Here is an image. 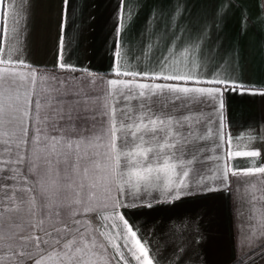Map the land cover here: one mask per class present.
<instances>
[{"label":"snow or ice","instance_id":"obj_1","mask_svg":"<svg viewBox=\"0 0 264 264\" xmlns=\"http://www.w3.org/2000/svg\"><path fill=\"white\" fill-rule=\"evenodd\" d=\"M63 4L62 32L68 0ZM259 6L264 13V0ZM31 7V0L19 6ZM19 8L16 0H0V264H154L123 209L151 208L153 201L143 197L153 191L164 202L228 191L230 175L256 176L264 184V166L235 169L227 162L260 157L251 140V150L233 151L229 136L222 170L205 171L206 161L218 159L206 155L215 151L207 147L214 133L191 106H216L225 142L224 93H256L221 71L205 73L191 37L167 48L149 70L125 68L118 5L115 78L105 85L85 70L82 78L59 80L38 74L9 35V20L18 33ZM8 40L17 46L8 48ZM60 46L62 61L63 35ZM59 67L77 71L63 62ZM257 199L264 195L250 202ZM249 219L256 221L250 239L264 236V211L255 203Z\"/></svg>","mask_w":264,"mask_h":264},{"label":"crops","instance_id":"obj_2","mask_svg":"<svg viewBox=\"0 0 264 264\" xmlns=\"http://www.w3.org/2000/svg\"><path fill=\"white\" fill-rule=\"evenodd\" d=\"M16 3L19 8L23 0ZM31 3L30 11L19 8L17 34L12 33V22L8 21L9 35L18 38L22 58L38 74L59 80L82 78L85 70L94 78H102L105 85L107 79L115 78L113 44L117 39L118 5L124 10V27L117 46L122 49L121 64L125 68L149 70L157 57L167 53V48L179 45L181 40L188 42L191 37L199 45L205 73L221 71L256 93H224L225 142L219 140L216 106L211 102L191 106L192 111L203 113L204 128L211 127L214 133L207 147L215 151L206 155L218 159L206 161L205 171L222 170L229 136L233 151L251 147L261 151L258 158L229 159V167L264 166V95L260 94L264 92V13L259 0H68L63 32V0ZM6 46L17 45L8 40ZM60 62L77 71L61 69ZM209 119L211 124L206 122ZM229 181L228 191L183 196L168 202L153 191L143 197L153 201L151 208L122 210L147 244L154 264H177L181 258L184 264H264V236L250 239L256 221L249 219L253 203L264 211V201L250 202L253 195H264V184L256 176L230 175Z\"/></svg>","mask_w":264,"mask_h":264}]
</instances>
